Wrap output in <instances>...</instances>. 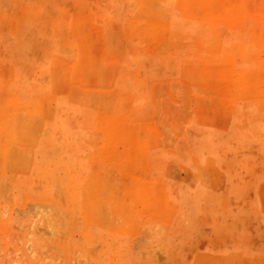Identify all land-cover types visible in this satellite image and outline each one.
Instances as JSON below:
<instances>
[{"label": "rangeland", "instance_id": "obj_1", "mask_svg": "<svg viewBox=\"0 0 264 264\" xmlns=\"http://www.w3.org/2000/svg\"><path fill=\"white\" fill-rule=\"evenodd\" d=\"M243 1L0 0V264H264Z\"/></svg>", "mask_w": 264, "mask_h": 264}, {"label": "bare ground", "instance_id": "obj_2", "mask_svg": "<svg viewBox=\"0 0 264 264\" xmlns=\"http://www.w3.org/2000/svg\"><path fill=\"white\" fill-rule=\"evenodd\" d=\"M246 1H247V0H246ZM223 2H224V1H223ZM243 2H245V0H244ZM262 2H264V1H262ZM241 3H242V2H241ZM241 3H240V5H241ZM250 3H251V2H250ZM244 4H246V3H243V5H244ZM247 5H248V4H247ZM247 5H246V6H247ZM260 5H261V4H260ZM249 6H250V5H249ZM258 6H259V5H258ZM261 6H262V5H261ZM221 8H222V6H221ZM262 9H264V8H262ZM222 10H223V8H222ZM226 10H227V9H226ZM251 80H252V78H251ZM253 80H254V79H253ZM253 80H252V81H253ZM255 80H256V78H255ZM255 80H254V81H255ZM259 80H260V79H259ZM252 83H254V82H252ZM254 84H255V83H254Z\"/></svg>", "mask_w": 264, "mask_h": 264}]
</instances>
